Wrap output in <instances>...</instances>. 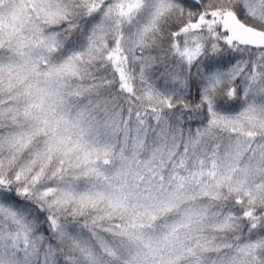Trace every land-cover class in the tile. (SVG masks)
Instances as JSON below:
<instances>
[{
	"label": "snow or ice",
	"instance_id": "1",
	"mask_svg": "<svg viewBox=\"0 0 264 264\" xmlns=\"http://www.w3.org/2000/svg\"><path fill=\"white\" fill-rule=\"evenodd\" d=\"M0 264H264V0H0Z\"/></svg>",
	"mask_w": 264,
	"mask_h": 264
}]
</instances>
